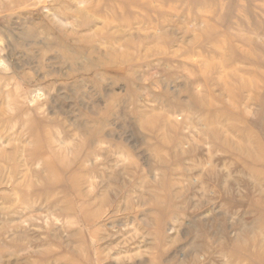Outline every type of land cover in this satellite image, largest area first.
Returning <instances> with one entry per match:
<instances>
[{
  "label": "rangeland",
  "instance_id": "obj_1",
  "mask_svg": "<svg viewBox=\"0 0 264 264\" xmlns=\"http://www.w3.org/2000/svg\"><path fill=\"white\" fill-rule=\"evenodd\" d=\"M0 264H264V0H0Z\"/></svg>",
  "mask_w": 264,
  "mask_h": 264
}]
</instances>
